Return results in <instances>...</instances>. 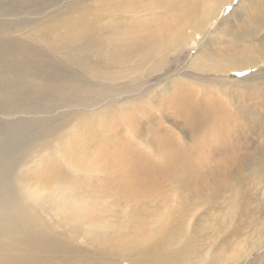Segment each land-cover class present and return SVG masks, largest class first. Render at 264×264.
<instances>
[{
    "label": "bare ground",
    "instance_id": "6f19581e",
    "mask_svg": "<svg viewBox=\"0 0 264 264\" xmlns=\"http://www.w3.org/2000/svg\"><path fill=\"white\" fill-rule=\"evenodd\" d=\"M191 1L189 9H184V0H94L84 5L86 14L75 25L59 30L68 24L62 19L60 23L50 20L48 25V29L55 30L57 38L73 40L78 37L95 41L96 75L100 81L98 88L108 93L97 102L95 117L101 127L107 125L115 128V132L104 135L125 138L130 143L143 141L149 154L158 148L156 155L164 151V162L160 166L146 162L133 163V160L127 159L118 164L121 170L118 173L102 171L109 176L106 188L112 192L106 191L109 195L118 192L128 202H140L166 193L164 186L170 178L173 179V188H177L175 227L158 230L159 236L156 231L146 233L142 240L140 232L144 231H140L135 224L116 226L95 219L84 220L82 211L89 206L84 200L76 202L64 196L58 200V209H55L54 206H46L37 195L33 201H29L17 193L6 196L7 191H1L0 264H42L78 251L94 258L122 257L118 261L129 264H264V252H257L264 247V224L260 233L255 231L258 235L246 249L245 244H240L239 252L230 255L226 261H219L221 254L233 245L230 236L250 232L254 227H246L242 223L246 205L245 177H241L242 174L233 176L242 172L234 171L236 168L240 169L244 163H248L252 171H246V176L252 173L261 176L264 182V133H261V142L255 139L259 137L256 128L264 127V114L250 107L252 103L246 104V101L264 94V70L261 74L252 73L246 77L232 75L235 87L230 81L231 88H227L226 83L216 75L239 72L256 64L228 54L237 52V49L221 52L219 57L212 49L217 41L215 35L222 43L227 40H220L222 35L230 37L229 40L236 39L238 47L246 44L255 47L257 41L254 36L258 35L259 45H264V11H258L259 4L264 0H254L247 10L244 9L246 0H243L226 17V23L230 17L239 15L242 26L243 23L249 24L244 36L247 43L241 42L244 37L238 35L240 30L234 28L240 26L237 22H231V30H227L226 23L222 21L215 31L209 32L211 23L226 12L225 7L231 0ZM169 7H175L171 14ZM163 14L169 15L166 27L155 20ZM127 19L136 21L137 27L129 28L131 30L124 33L125 42H117L114 39L115 28L123 31V27L128 26ZM90 33L94 34L95 39ZM196 34L202 36V47L197 54L184 59L187 56L185 49ZM209 34L211 36L206 39ZM134 49L137 50L135 55ZM178 63L184 64L186 72L175 70L171 73L170 68ZM118 75L128 76L123 83L125 86L112 83ZM110 86L115 88L110 89ZM236 91L243 97L242 101ZM153 95L156 98H151ZM166 119L171 122L172 126L169 127L175 136L162 126L161 121ZM204 122L215 137L211 152L224 161L215 165L221 171H206L194 162L199 158L206 159V155L202 154L204 152L199 151L201 144L197 145L200 139L191 138L192 134L197 137L205 135L199 131ZM120 129L123 131L120 132ZM243 129L252 132L255 138L250 135L241 143ZM116 164L115 158L113 163L106 166ZM233 165V169L222 171V168ZM33 173L32 181L40 184L71 182L72 189L76 191L81 186L73 179L75 174L67 171ZM217 187L224 189L226 202L229 203L222 222H216L218 212L213 206L214 190L217 191L216 195L222 194ZM202 193L206 195L195 197ZM28 194L34 195L31 191ZM71 216L73 223L67 221ZM187 216L189 223L186 225ZM207 218L213 219L211 223ZM212 227L214 229L207 238L209 246L203 251L198 247L197 240L198 234L203 231L198 229ZM172 231L180 244L167 250L166 244L171 241ZM250 237L248 234L247 238ZM78 238L85 245L79 244Z\"/></svg>",
    "mask_w": 264,
    "mask_h": 264
},
{
    "label": "rangeland",
    "instance_id": "374dc122",
    "mask_svg": "<svg viewBox=\"0 0 264 264\" xmlns=\"http://www.w3.org/2000/svg\"><path fill=\"white\" fill-rule=\"evenodd\" d=\"M250 1L246 0L244 9L247 10L255 2L254 0ZM92 2L94 0H0V192L7 191L6 196L9 193H17L29 201H33L37 195L41 201L45 202L46 206H54L55 209H58V200L64 196H68L69 199L76 202L84 200L89 205L82 211L84 220L95 219L116 226L135 224L140 231H144L140 232V238L143 240L146 233L156 231V235L159 236L161 230L175 227L174 209L175 203H177L175 196L177 188H173V179L170 178L164 186L163 191L166 193L156 194L142 199L140 202H128L118 192L109 195L106 191L109 176L102 171L118 173L121 171L118 164L124 160L127 161V159L133 160V163L146 162L160 166L164 162L162 160L164 151L156 155L158 148L153 154H149L143 141L130 143L125 138L104 135L115 132V128L107 125L101 127L95 117L97 102L108 94L98 88L100 81L96 75L95 41L91 42L78 37L73 40L57 38L54 34L55 30L48 29L50 20L60 23L62 19L68 23L66 27L59 28V30H65L75 25L86 14L84 5ZM242 2L243 0H231L225 7L226 12L220 15L219 21L215 20L211 23L209 32L215 31L214 29L222 21L225 24L226 17L230 16ZM191 4V0H184L182 6L184 9H189ZM169 8L168 12L171 14L175 7ZM258 11H264V3L259 4ZM168 16L163 14L159 16L161 20L158 17L155 20L166 27ZM127 21L126 25L128 26H124L123 31L118 30V27L115 28L114 39L117 42L120 40L125 42L124 33L129 28L137 27L136 21L130 19ZM231 22L240 24L234 28L240 30L237 34L244 37L247 33L245 28H249V24L243 23L242 26L240 16L237 15L230 17L225 24L227 30L229 28L231 30ZM90 35L95 39L93 33ZM254 35L252 34V36ZM210 36L209 34L206 39ZM214 37L217 41L212 45V49L218 57L221 56V52L237 49V52L228 54L233 55V58L243 57L249 63L256 64L255 67L239 72L231 71L228 74L216 75L226 83L227 88H231L230 81H232V85L235 83L233 76L246 77L252 73L261 74L263 72L264 47L262 46L264 45H259L258 35L254 36L255 42L257 41L255 47H251L249 44L238 47L239 42L236 39L229 40L228 36L222 35L220 40L227 39L223 43L218 42L216 35ZM201 38V35H195V39L185 49L187 56L184 59H189L190 56L199 52L202 47ZM202 40L205 41V39ZM241 42L247 43L246 37ZM258 48L260 51H257ZM136 51V49L133 50V55L136 54ZM175 70L186 72L187 69L183 63H178L170 68L171 73ZM127 77L118 75L112 83L125 86L123 83L126 82ZM233 86L235 87V85ZM111 88L115 87L110 86ZM236 94L242 101L241 94L237 91ZM151 98L156 97L153 95ZM247 103H252L253 105L250 107L264 114L263 93L256 99L246 101ZM161 122L162 126L175 136L174 131L169 127L172 126L171 122L168 119ZM206 124L204 122L199 127L200 133L205 134L204 136L197 137L195 134L191 136V138H197V141L200 139L197 145L201 144L202 149L200 147L198 150L201 149L199 151H203L202 154L206 155V159L199 158L194 162L206 171H221L215 165L219 162L224 163V161L218 157V154L211 152V143L215 137L212 134L213 131ZM256 129L259 134V137L256 136V138L252 132L243 129L244 133L241 135L240 142H244L245 138L250 135L258 143L259 140L261 142L263 139L261 133H264V127L260 129L258 126ZM121 131L123 129H120ZM115 158L117 164L107 167L106 164L113 163ZM235 165L222 168V171H229ZM44 170L73 173L75 174L73 179H76L83 188L80 186L77 191L73 190L71 182H55L45 185L32 181L33 171ZM234 171L242 172L233 177L241 174V177H245L246 198L244 197V201L246 205L242 223L246 227L254 226L255 228L253 227L250 232L244 231L237 236H230L229 240L233 245L221 254L220 262L226 261L230 255L239 252L240 244H245L244 249H246L249 242L256 239L257 233H260L264 224V182L261 180L262 177H257L252 173L246 176V171H252L248 167V163H244L242 168H236ZM22 178L25 181H18ZM217 188L222 194L216 195L217 191L214 190L213 206L218 212L216 222H222L227 215L229 203L226 202L224 189ZM29 191L34 195L28 194ZM202 195L206 194L202 193L195 197H202ZM98 214H100L99 218ZM212 220V218H207L210 223ZM67 221L73 223L74 219L71 216ZM187 223H189L188 216L185 219V224L187 225ZM213 229L214 227L205 228V230L198 229L203 231L197 236L198 247L203 251L206 246H209L207 238ZM248 234H250V238H247ZM77 240L79 244L85 245L79 238ZM176 244L179 245L180 241L175 238L172 231L171 241L166 244V249L170 250ZM61 245L65 247L63 243ZM257 252H264V247ZM62 256L64 257H58L42 264H103L102 262L112 264L109 263L112 261H116L115 264H129L126 261L119 262L118 260L122 257L106 259L107 257L97 256L94 258L79 251Z\"/></svg>",
    "mask_w": 264,
    "mask_h": 264
}]
</instances>
